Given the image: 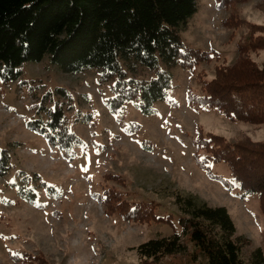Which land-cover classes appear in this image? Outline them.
Returning <instances> with one entry per match:
<instances>
[{"label": "rangeland", "instance_id": "rangeland-1", "mask_svg": "<svg viewBox=\"0 0 264 264\" xmlns=\"http://www.w3.org/2000/svg\"><path fill=\"white\" fill-rule=\"evenodd\" d=\"M198 3L182 39L186 45L219 53L192 68L174 67L173 85L167 98L155 103L153 114L142 113L133 100L123 109L109 110L110 82L99 81L98 69L64 72L49 56L24 62L16 80L0 78V147L10 156L9 171L0 175V264L30 262L29 255L36 264H43V258L45 264H138L139 244L181 229L176 190L226 206L236 235L247 240L244 254L256 247L264 251L258 195L243 194L214 178L220 174L231 180L223 162H210L211 174L200 168L192 143L199 127L229 140L240 133L264 140V125L197 107L188 97L190 90L202 91L200 78H212L217 64L236 60L238 44L247 40L252 23L264 25V0H234L222 8L215 0ZM233 18L242 24L231 26ZM249 55L264 62V48ZM43 103L64 105L69 128L81 139L72 151L57 149L29 127L30 120L40 118ZM116 173L121 178H106ZM109 188L128 202L155 204L156 213L166 218H125L124 212L99 200ZM28 190L34 194L27 195ZM169 217L174 224L168 223ZM189 256H169L166 261L183 263Z\"/></svg>", "mask_w": 264, "mask_h": 264}, {"label": "trees", "instance_id": "trees-1", "mask_svg": "<svg viewBox=\"0 0 264 264\" xmlns=\"http://www.w3.org/2000/svg\"><path fill=\"white\" fill-rule=\"evenodd\" d=\"M215 1L222 8L234 0ZM198 8V0H0V78L16 80L24 62L49 56L64 72L98 69L99 81L110 82L109 110L123 109L133 100L142 113L153 114L155 103L165 100L173 85L174 67L192 68L213 61L219 53L186 45L182 39L181 31ZM230 22L233 27L242 24L236 18ZM262 48L264 25L252 23L247 40L238 44L236 60L217 64L210 79L201 77L202 91L190 90V104L264 125V62L259 64L249 55ZM39 109L40 118L30 120L29 127L57 149L72 151L81 139L70 130L64 105L43 103ZM198 131L192 143L200 168L211 174L210 162L225 163L231 180L215 173L214 178L243 194H257L264 214V140L243 133L229 140L210 131L205 134L202 127ZM9 157L0 147V175L10 169ZM107 176L121 178L117 173ZM174 193L181 229L139 244L138 264H264L261 247L244 254L247 240L236 235L226 206L210 205L192 193ZM98 198L108 208L124 212L125 218L146 222L166 218L156 213L155 204L128 202L112 188ZM168 220L174 224L171 217ZM188 252L186 262L166 261L169 256ZM26 258L31 261L22 264H36L32 255Z\"/></svg>", "mask_w": 264, "mask_h": 264}]
</instances>
